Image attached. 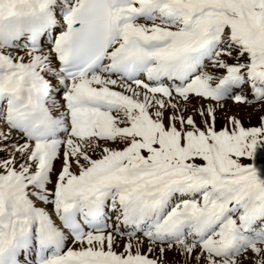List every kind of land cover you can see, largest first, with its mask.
Returning <instances> with one entry per match:
<instances>
[{
	"label": "snow or ice",
	"instance_id": "6c2138e0",
	"mask_svg": "<svg viewBox=\"0 0 264 264\" xmlns=\"http://www.w3.org/2000/svg\"><path fill=\"white\" fill-rule=\"evenodd\" d=\"M0 264H264V0H0Z\"/></svg>",
	"mask_w": 264,
	"mask_h": 264
},
{
	"label": "rangeland",
	"instance_id": "374dc122",
	"mask_svg": "<svg viewBox=\"0 0 264 264\" xmlns=\"http://www.w3.org/2000/svg\"><path fill=\"white\" fill-rule=\"evenodd\" d=\"M235 109V110H234ZM231 111L238 113L241 119L244 121L245 124L249 123V120L247 119L248 116H251V123L256 122V116L259 114L252 108H245L243 106L240 107H232Z\"/></svg>",
	"mask_w": 264,
	"mask_h": 264
},
{
	"label": "bare ground",
	"instance_id": "6f19581e",
	"mask_svg": "<svg viewBox=\"0 0 264 264\" xmlns=\"http://www.w3.org/2000/svg\"><path fill=\"white\" fill-rule=\"evenodd\" d=\"M234 108H236V107H234ZM235 110V109H234Z\"/></svg>",
	"mask_w": 264,
	"mask_h": 264
}]
</instances>
